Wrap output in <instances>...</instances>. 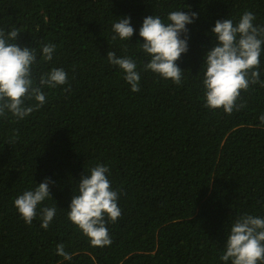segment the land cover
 <instances>
[{
    "label": "trees",
    "instance_id": "trees-1",
    "mask_svg": "<svg viewBox=\"0 0 264 264\" xmlns=\"http://www.w3.org/2000/svg\"><path fill=\"white\" fill-rule=\"evenodd\" d=\"M189 10L198 19L187 26L176 85L144 70L139 30L147 16L167 23L170 12ZM245 11L264 26V0H0V30L17 29V43L36 51L34 81L53 68L67 73L65 85L42 89L46 103L25 119L0 117V264H225L232 223L264 218V87L250 85L231 115L210 110L203 65L216 21L237 23ZM122 17L135 29L130 41L112 39ZM46 44L56 46L51 62ZM108 51L136 63L139 92ZM260 61L264 81V51ZM97 164L109 168L121 210L115 223L106 217L112 243L102 248L68 218L78 182ZM46 178L52 198L28 225L14 201ZM43 207L56 208L47 229ZM58 244L71 260L56 254Z\"/></svg>",
    "mask_w": 264,
    "mask_h": 264
},
{
    "label": "clouds",
    "instance_id": "clouds-1",
    "mask_svg": "<svg viewBox=\"0 0 264 264\" xmlns=\"http://www.w3.org/2000/svg\"><path fill=\"white\" fill-rule=\"evenodd\" d=\"M197 19L198 14L190 10L170 12L167 23L158 15L144 18L139 30L144 43L140 45L150 57L144 70L181 85L184 71L177 61L189 51L187 26ZM255 20L251 11H245L237 23L229 18L216 21L212 29L216 43L207 52L203 65L206 108L222 109L231 115L244 106L238 101L250 85L264 87L259 70L264 51V26H257ZM112 31L115 33L113 40L130 41L135 29L130 17H122L113 23ZM20 34L15 28L8 33L0 30V117L10 113L16 120H23L44 106L46 95L43 88H57L67 83V73L62 68H53L43 74L38 84L34 81L32 68L37 60L36 51L17 43ZM55 48L53 44L42 47L46 61H52ZM107 59L125 73L124 79L131 91L139 92L141 76L136 63L130 57H118L112 51H108ZM32 100L36 101L34 105L26 104ZM259 120L264 123V115ZM108 174V167L97 164L91 168L90 174L83 175L68 212L69 220L89 238L93 247L111 245L106 217L107 221L115 223L121 216L118 193L112 190ZM53 183L46 178L34 190H26L15 199L14 206L26 224L31 225L38 215V206L52 198L49 185ZM39 215L42 227L47 229L56 215V208H40ZM56 254L64 260L72 258L63 244L57 245ZM220 259L225 264L229 261L231 264H264V218L250 214L237 218L231 225Z\"/></svg>",
    "mask_w": 264,
    "mask_h": 264
}]
</instances>
